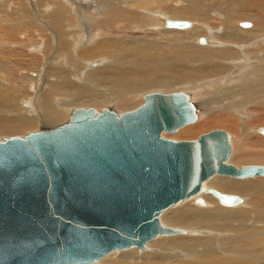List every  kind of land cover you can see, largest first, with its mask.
Returning a JSON list of instances; mask_svg holds the SVG:
<instances>
[{
    "label": "bare ground",
    "instance_id": "1",
    "mask_svg": "<svg viewBox=\"0 0 264 264\" xmlns=\"http://www.w3.org/2000/svg\"><path fill=\"white\" fill-rule=\"evenodd\" d=\"M66 1L0 0V21L8 23L0 26V55L14 56L10 66L9 59L0 60V70L13 75L11 82L0 80V135L53 127L81 107L120 113L134 109V98L145 90L178 88L200 109L199 121L186 130L194 128V134L212 119L222 120L215 126H229L238 139L251 135L232 142L229 164L264 165V135L258 132L264 125V0H223L221 16L210 17V10L195 20L177 17L186 7L168 0H159V10L148 8L153 0ZM178 18L192 26L165 27ZM244 21L252 29L242 27ZM78 22L82 33L70 30ZM152 47H162L164 55H152ZM158 72L165 83L155 78ZM205 115L214 118L202 121ZM230 115H236L233 122ZM217 175L206 189L237 195L242 204L223 206L202 192L205 205L190 198L160 216L164 226L183 234L158 236L141 252L113 251L95 264H264V177Z\"/></svg>",
    "mask_w": 264,
    "mask_h": 264
},
{
    "label": "water",
    "instance_id": "2",
    "mask_svg": "<svg viewBox=\"0 0 264 264\" xmlns=\"http://www.w3.org/2000/svg\"><path fill=\"white\" fill-rule=\"evenodd\" d=\"M199 112L187 92L153 91L133 110L76 108L64 123L1 138L0 264H93L113 251L144 250L158 236L183 234L163 226L160 216L190 198L205 205L202 192L223 206L242 204L237 195L205 187L216 174L264 177V165L228 163L227 131L195 140L162 136L197 123ZM258 132L264 135V127Z\"/></svg>",
    "mask_w": 264,
    "mask_h": 264
},
{
    "label": "rangeland",
    "instance_id": "3",
    "mask_svg": "<svg viewBox=\"0 0 264 264\" xmlns=\"http://www.w3.org/2000/svg\"><path fill=\"white\" fill-rule=\"evenodd\" d=\"M78 1H81V0H67L66 2H71V4H73L72 2H78ZM29 2V1H28ZM164 1H159V0H153V2L148 6V8L149 7H152V8H155V7H158V10L160 9L159 8V5H161L162 3H163ZM168 2H169V4L171 5V6H173V7H176V8H180V7H182V6H185L186 7V10L185 9H181V12H180V14L179 15H177V17L179 16V17H188V18H190V19H192V20H195V19H198V18H202V17H204L205 15H206V12H208V11H210L211 10V15H210V17H212V18H215L216 17V15L217 14H219L220 16L223 14V0H217V1H215L214 3H213V5H208L207 3H206V0H168ZM30 3V2H29ZM31 5V4H30ZM68 6L70 7V5L68 4ZM15 9H18V7H16ZM31 11L33 12H35V14H36V12H37V9L36 8H34L33 6H31ZM38 12H39V10H38ZM183 14V15H182ZM75 15H76V13H75ZM219 16V18H220V20H222L223 18L222 17H220ZM37 17V16H36ZM89 17V16H88ZM77 19V18H76ZM26 21V20H25ZM176 21H180V19L178 18ZM28 22V21H27ZM82 22H86V20L85 19H83L82 20ZM191 22V21H190ZM244 22H246V21H244ZM248 23H250L251 24V22L250 21H247ZM26 25H29V24H26ZM0 26H5V27H8V23H4V22H2V21H0ZM199 26H203L202 24H199ZM166 27V26H165ZM74 28H75V30H78L79 28H80V22H78L77 23V25L75 26V27H72L70 30L72 31H75L74 30ZM248 29H252V27H247ZM25 29H27L26 27H25ZM80 30V29H79ZM81 31V33L83 32V30H80ZM81 33H79V34H81ZM207 39V38H206ZM138 42H140V43H142L143 41L141 40V38H138V40H137ZM150 53L152 54V55H164L163 53H164V49L162 48V47H152L151 48V50H150ZM6 56H8V55H6ZM5 56V54H1L0 55V60H2V61H5V60H7V59H9V61H5V62H8L9 63V66L11 65V63H14V56H8V57H6ZM12 58V59H11ZM16 59V58H15ZM13 61V62H12ZM103 62H106L105 60H103ZM14 66V65H13ZM96 66V64H94L93 65V67H95ZM4 69H1L0 70V75L1 76H3L2 78L0 77V80H2V81H4L5 82V79L7 80H10V82H11V79H12V77H13V75H11L12 74V72H11V70H9L8 72H5V70L3 71ZM8 73V74H7ZM32 73H34V72H32ZM162 74L163 73H161V72H158V73H156V74H154V76H155V78L159 81V82H161V83H165V81L166 80H160V78L162 77ZM31 77L33 78H36V75L35 74H31ZM5 78V79H4ZM12 83H14L13 81H12ZM178 86H174L173 88L174 89H176ZM169 87H167L166 88V90L168 89ZM170 90H172V88L170 87L169 88ZM159 90H161V91H159ZM176 90H178L179 91V89L177 88ZM176 90H172V92H174V91H176ZM153 91H159V92H162V93H167V91H165V88H164V90L163 89H153V90H151L150 89V91H143L141 94L142 95H140L139 94V96H140V98H139V96H136L135 98H134V109L136 108V106H138V105H140L141 104V99H142V103H143V94L145 95V94H147V93H149V92H153ZM142 96V97H141ZM254 108V107H253ZM252 108V111L253 110H255V109H253ZM101 109H103V108H101ZM100 109V110H101ZM129 110H133V109H127L126 111H129ZM255 114H256V110L255 111H253ZM206 116V118H204L202 121H208V119L210 120L211 118H214V115H205ZM235 116L236 115H230L229 116V118H230V120L233 122V119H235ZM254 116V115H253ZM252 116V117H253ZM257 116V115H256ZM215 117H217L216 115H215ZM249 117V118H248ZM248 117H246V123L245 124H248V121L250 120V119H252V117L251 116H248ZM207 119V120H206ZM199 121V120H198ZM220 122H222V120H215V119H212L211 121H210V124H208L207 125V128L205 127L204 129H203V131H199V132H196V133H194L193 134V131H194V128L193 129H191L190 127H189V129H185V128H187L188 126H193L194 124H191V125H188V126H186V127H184L183 129H181L182 130V133H176V134H172V136H171V134H166V133H162V136L163 137H165V138H168V139H172V140H195V139H198V137L200 136V135H202V134H204V133H207V132H210L211 130H214V129H223V130H225V131H227L230 135H231V144H232V142L233 141H237V142H241V139H242V136L241 137H239L240 139H238V136H236L235 134H233L232 132H231V129H229L230 127L229 126H227V125H222V126H215V124H218V123H220ZM195 124H197V123H195ZM236 124H237V126L239 127V128H241L242 126H241V124L238 122V121H236ZM211 125V126H210ZM264 126V125H263ZM262 126V127H263ZM258 128H259V126H257ZM261 127V126H260ZM227 128V129H226ZM41 129V128H40ZM39 130V129H38ZM31 132H33V131H31ZM28 133H30V131H24V132H22V133H20V134H17V135H19V136H23V135H26V134H28ZM179 134H181V135H179ZM186 134H188V135H186ZM254 134V136L255 135H260V134H258L257 132H256V130H255V132L253 133ZM11 136H16V135H11V134H1L0 135V139L1 138H3V137H11ZM232 136H233V138H232ZM235 136H236V138H235ZM251 135L248 133V134H245L243 137H244V139H242V142H243V140L245 141L248 137H250ZM260 136H263V135H260ZM245 137H246V139H245ZM264 137V136H263ZM252 139L253 140H255V141H257V139H255V137H253L252 136ZM232 150H233V147H232ZM232 156V155H231ZM231 160V157H230V159L228 160V163H229V161ZM245 165H247V164H245ZM248 165H250V164H248ZM217 176H219V175H217ZM222 177V176H221ZM223 177H228V176H223ZM256 178H261V177H256ZM244 179H246V178H244ZM250 179V178H249ZM238 180H241V179H238ZM189 200V199H188ZM163 225V224H162ZM164 226V225H163ZM137 249V248H136ZM137 250H139V249H137ZM127 251V250H126ZM140 251V250H139ZM120 252H124V251H120ZM141 252V251H140ZM143 252V251H142ZM97 263V262H96ZM95 264V263H94Z\"/></svg>",
    "mask_w": 264,
    "mask_h": 264
}]
</instances>
